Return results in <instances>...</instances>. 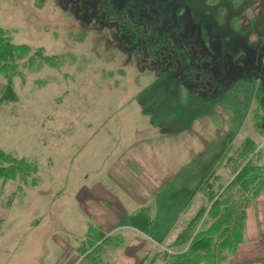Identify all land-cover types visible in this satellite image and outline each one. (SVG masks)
Returning <instances> with one entry per match:
<instances>
[{
    "label": "rangeland",
    "instance_id": "374dc122",
    "mask_svg": "<svg viewBox=\"0 0 264 264\" xmlns=\"http://www.w3.org/2000/svg\"><path fill=\"white\" fill-rule=\"evenodd\" d=\"M116 19L147 31L160 48L135 50L139 42L123 28L121 46ZM0 27L30 48L13 74L15 96L0 100V150L37 170L0 180V264H87L94 257L96 264H168L171 250L182 249H168L172 237L192 221L186 202L196 179L212 172L201 181L198 200L205 203L241 168L264 173L256 80L247 75L237 83V65L250 66L264 51V0H0ZM194 67L219 74L226 91L206 96L215 92L208 77L191 76ZM6 85L2 74L0 97ZM112 140H123L119 151L136 149L135 163L149 152L142 150L159 146L189 156L195 141L212 149L211 161L200 169L192 158L157 195L159 205L181 202L151 212L154 225L141 248L129 246L130 231L120 247L119 237L108 238L116 227ZM134 170L130 163V180ZM145 195L123 208L138 212ZM91 227L107 234L95 250L86 241Z\"/></svg>",
    "mask_w": 264,
    "mask_h": 264
},
{
    "label": "trees",
    "instance_id": "16d2710c",
    "mask_svg": "<svg viewBox=\"0 0 264 264\" xmlns=\"http://www.w3.org/2000/svg\"><path fill=\"white\" fill-rule=\"evenodd\" d=\"M29 53V46L13 43L0 27V75L3 74L7 78V85L0 97L1 101L6 97L15 96L12 88L13 74L18 61L28 56ZM245 160L248 159L244 158L241 162ZM246 167L238 170L234 179L227 186L221 187L219 194L211 192L207 196L209 208L202 207L186 229L180 233L178 239L168 247V249H173L175 246H182L180 252L171 250L173 253L167 257L168 264H224L231 255L235 254L243 242L247 207L263 191L264 187V173L252 172L251 168L247 170ZM34 171H37L34 165L0 150V180L13 181L17 178L23 180L25 176ZM256 179H258L257 184L252 186ZM170 190L165 189L164 192L169 193ZM191 195L192 193L187 196L190 198ZM190 200L186 202L187 207ZM179 202L181 200L175 198L161 205V208L169 210ZM206 210L207 213H205ZM152 223L150 208H144L121 219L118 227L130 226L145 233L150 230ZM106 237L105 232L91 227L86 241L95 250L98 248L96 242L106 240ZM92 260L96 264L97 258L94 257Z\"/></svg>",
    "mask_w": 264,
    "mask_h": 264
},
{
    "label": "crops",
    "instance_id": "0c3cea01",
    "mask_svg": "<svg viewBox=\"0 0 264 264\" xmlns=\"http://www.w3.org/2000/svg\"><path fill=\"white\" fill-rule=\"evenodd\" d=\"M122 141L123 140L117 142V140H112V226L116 225V227L109 231V234L112 233V235L108 236V238L119 237L118 240L115 241V246L120 247L117 246L119 244V239L123 240L122 243L124 244L122 234L125 236L127 231H130L129 236H131V243L129 246L133 244L137 245L136 248H141V238H144L146 241L149 240L144 232L130 226L118 227L121 219L128 215H132V213H136V211L132 213L126 211L123 208V204L131 201V199L140 200V194H146L145 201H142L143 198L141 199L142 205L140 210L150 208V214L153 210L160 213L161 209H159V207H161V205L158 203L156 204V199H158L157 195L164 186L181 177L185 173L186 168L192 165L193 160L196 161L201 169L203 165H206L212 160V154L210 153L212 149L206 147L207 143L204 145L205 147L202 148V144L199 146L195 141L191 147L193 152L191 157L189 153L183 152L181 148L175 150L174 148L166 149L167 147L159 146L156 147L157 150H142V152H149H147L146 156L143 155V157H140V154L137 155L138 157L135 163L132 154L136 149L119 151L116 148ZM130 163L133 170L136 168L134 171L137 174H135L134 171L131 172V174L136 175V184L131 181L133 175L130 180L127 174ZM211 176L212 172L206 175L202 174V176L195 181L199 186L195 189L193 200L188 206L190 220L195 218L202 207L208 209L210 206L208 201L204 203V201L200 202L198 199L202 197L200 191L201 181L208 180ZM205 213H207V210ZM152 216L153 213L151 214V217ZM157 216L158 214L156 218ZM152 222L154 225V217H152ZM178 235L172 237L171 243L177 239ZM165 240H169L168 236ZM85 257L89 256L86 255ZM84 259L85 258H83V260ZM87 264H94V260L91 258ZM226 264H264V191H262L247 207L244 220L243 242L239 245L235 254L231 255L226 260Z\"/></svg>",
    "mask_w": 264,
    "mask_h": 264
},
{
    "label": "flooded vegetation",
    "instance_id": "af4514ba",
    "mask_svg": "<svg viewBox=\"0 0 264 264\" xmlns=\"http://www.w3.org/2000/svg\"><path fill=\"white\" fill-rule=\"evenodd\" d=\"M112 23L117 33L116 39H118L119 42H121L120 45L123 44V42L121 41L119 37L120 33H122V28H123L125 29L124 34L127 35V38L128 37L135 38L139 42L134 46L135 50L142 49V48L144 49L145 48L146 49H150V48L159 49L160 48L155 41L150 40L146 36V34L148 33L147 31L141 30V31L133 32L134 29L132 25H122L120 20H117V19L115 21H112ZM198 47L208 56V58L212 59V61L214 60L215 58L214 54L210 52V50L208 49L206 45L201 43L198 45ZM170 48H172L171 50L174 51L175 47L170 46ZM124 49L129 50L127 46ZM261 53L259 55V59L256 60V62H254L250 66L247 63H245V65L244 64L237 65V70L239 72L237 83L239 84L241 82L243 83L242 79H244L247 75H251L256 80L254 82V85L256 86L255 96L257 95V97L259 98V105H260V108L262 109L261 110L262 112L261 121H260L259 126L264 131V51H262ZM232 71H233L232 74H234L235 68H233ZM191 76L197 82L201 81L202 77H208L209 80L207 81L210 83L208 88L212 89L215 92V93L206 94V96L209 95L211 98L216 97L220 92L226 91L227 89L226 86L228 87V84H226V81H221V82L218 81L217 77H219V74H217L216 72L212 71L209 68L206 69L204 73H199L198 70H196L194 67V71L191 74ZM256 82H259V83H256ZM213 83L216 84V86L213 87Z\"/></svg>",
    "mask_w": 264,
    "mask_h": 264
},
{
    "label": "water",
    "instance_id": "95a60500",
    "mask_svg": "<svg viewBox=\"0 0 264 264\" xmlns=\"http://www.w3.org/2000/svg\"><path fill=\"white\" fill-rule=\"evenodd\" d=\"M205 49H206V47H205Z\"/></svg>",
    "mask_w": 264,
    "mask_h": 264
}]
</instances>
